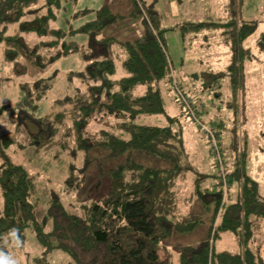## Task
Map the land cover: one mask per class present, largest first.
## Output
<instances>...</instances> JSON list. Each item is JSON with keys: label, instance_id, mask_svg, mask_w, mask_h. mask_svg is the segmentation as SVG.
I'll return each mask as SVG.
<instances>
[{"label": "trees", "instance_id": "16d2710c", "mask_svg": "<svg viewBox=\"0 0 264 264\" xmlns=\"http://www.w3.org/2000/svg\"><path fill=\"white\" fill-rule=\"evenodd\" d=\"M75 1L0 0V45H4V57L13 64L15 74H24L30 67L47 69L59 59L76 54L85 63L82 69L69 71L72 91L55 99L50 112L35 118L39 129L28 133L22 147L56 148L74 158L81 152L86 156L104 153L117 163L99 167L110 180L105 194L79 207H70L54 196L40 218L39 204L32 200L34 176L11 159L7 151L15 139L7 131L0 132V257H7L9 243L32 225L45 247L35 257L38 264H51L48 253L53 249L65 251L78 264H264L261 243L256 239V231L264 225V197L259 194L256 179L246 172L244 146L241 158L237 154L241 144L236 129L231 141L236 150L229 149L227 161L220 130L215 132L202 124L208 133L210 153L214 147L221 152L220 162L214 154L210 156L219 177L222 170L228 176V167L233 166L230 174L240 184L236 199L226 200L223 190L218 189L221 181L212 187L210 175L188 162L182 131L173 126L177 117L166 105V91L178 108L195 116L196 105L202 101L196 102L181 83V91L176 88L178 79L165 39L168 29L162 27L163 16L156 4L132 0L134 11L130 14H142L144 32L134 40H119L102 35L125 18L108 5L77 27L56 25L59 14ZM241 2L227 0L224 21H192L178 26L184 36L188 32L198 35L210 27L223 28L230 63L218 71H202L206 87H213L226 76H231L235 93L244 85V64L252 57V49L245 42L258 24L254 19L239 17ZM90 11H76L73 17ZM77 35H86L87 41L78 42ZM257 44L264 54V30ZM53 80L48 76L20 84L24 97L19 105L36 108L37 101L52 88ZM181 94L187 101H180ZM9 107L0 105V114ZM147 116L158 121H146ZM209 119L216 128L224 123L215 115ZM66 183L67 189L82 184L73 165ZM102 183L96 180L90 190L100 192ZM188 187L191 191L183 197ZM179 197L197 204L200 210L178 216ZM206 217V237L196 244L180 246L176 259L165 241L174 235L193 233L205 224ZM219 231L232 232L239 250H217Z\"/></svg>", "mask_w": 264, "mask_h": 264}, {"label": "rangeland", "instance_id": "374dc122", "mask_svg": "<svg viewBox=\"0 0 264 264\" xmlns=\"http://www.w3.org/2000/svg\"><path fill=\"white\" fill-rule=\"evenodd\" d=\"M147 3H155L163 16L162 27L168 30L165 33L169 54L174 61L175 73L185 90L197 102V118L194 113H187L178 108L174 103L171 93L166 91V105L177 118L173 123L175 129H180L183 134L184 144L188 153L187 159L191 164L198 165L202 171L210 176V185L222 189L226 200L236 199L240 184L238 179L230 174L233 166L228 167V176L225 170L221 172L216 164H213L208 146V133L202 128V124H208L219 131L222 140V153L228 161L229 149L236 150L232 145L233 128L239 135L240 147L237 154L241 158V150L244 146V159L246 172L258 182L260 196L264 197V54L260 51L257 40L264 30V0H242L239 8V17L245 20H256L258 27L245 42L246 47L252 49V57L247 58L244 64V85L238 86L234 92L231 76L221 79L218 84L209 88L204 85L202 71L212 69L218 71L227 67L230 63V51L223 39V28H206L198 35L184 36L177 30L181 24L192 21H224L227 17L225 4L227 0H146ZM108 5L117 14L125 15L118 24L105 30L103 34L114 36L119 40H134L141 34L143 16H133L132 0H78L67 4V11L59 14L56 25L64 29L69 26L77 27L96 16V10ZM91 9L82 16L73 17L76 11ZM70 19V23L68 22ZM142 19V23L140 21ZM144 26V25H143ZM33 39V37H31ZM75 39L80 43L87 41L86 35H77ZM3 44L0 45V105L10 104L0 114V132L7 131L15 139L8 148L11 159L25 166L29 174L34 176L36 191L33 201L38 202V217H42L47 210L50 199L58 197L64 204L70 207H79L83 203H89L99 195L105 194L109 187V178L105 171L99 167L113 166L116 160L110 159L104 153H79L77 158L67 152L60 153L56 148L37 150L30 146L23 148V142L28 133L36 132L35 118L42 117L52 110L55 99L66 96L72 91L73 84L69 82L70 70L82 69L84 60L79 54L70 55L59 59L52 67L47 69L30 67L24 74H15L13 64L6 61L3 54ZM53 76V86L46 95L37 101L36 108L19 105L24 97V91L20 84L33 82L42 77ZM19 105V107H18ZM217 116L223 125L216 128L209 120L210 116ZM146 121H158L155 117L147 116ZM162 119V118H161ZM198 119L200 123H198ZM96 134V130L92 131ZM246 134V135H245ZM245 135V136H244ZM241 137V139H240ZM236 152V151H235ZM58 153H60L58 155ZM243 156V153H242ZM0 159V163H1ZM103 164V165H102ZM74 166L76 174L82 178V184L77 189H67L66 178ZM234 168V167H233ZM226 175L229 188L225 191L222 185V177ZM103 180V188L90 190L96 180ZM187 186H189L187 184ZM190 187L180 195L185 197ZM229 196V197H228ZM179 197L178 216L195 213L199 206L188 203ZM0 192V211L2 209ZM200 210V209H199ZM209 219L206 217L204 225H200L193 233L174 235L165 241L172 255L177 259L179 247L196 244L206 237ZM48 228V227H47ZM49 229V228H48ZM46 229V230H48ZM258 244L264 253V225L256 231ZM217 250L229 249L238 251L240 246L230 231H219L215 240ZM45 247L38 240L32 225L25 228L23 235L13 240L8 245L7 257H0V264H38L35 257L40 256ZM51 264H78L75 259L61 249H53L49 253Z\"/></svg>", "mask_w": 264, "mask_h": 264}, {"label": "built area", "instance_id": "2783aa9c", "mask_svg": "<svg viewBox=\"0 0 264 264\" xmlns=\"http://www.w3.org/2000/svg\"><path fill=\"white\" fill-rule=\"evenodd\" d=\"M176 88L179 90V91H181L180 90V85L176 82ZM182 95V97H181V102H183V101H187V98L186 97H184L183 96V94H181ZM192 112V111H191ZM193 113V112H192ZM212 153L214 154V156H215V158L216 159H221V152L217 149V148H215L214 147V149L212 150ZM219 162H220V160H219ZM223 171V170H222ZM222 185H223V188H224V190L226 191L227 190V188H228V185H229V183H228V179H227V177H226V175L224 174L223 175V177H222Z\"/></svg>", "mask_w": 264, "mask_h": 264}, {"label": "crops", "instance_id": "0c3cea01", "mask_svg": "<svg viewBox=\"0 0 264 264\" xmlns=\"http://www.w3.org/2000/svg\"><path fill=\"white\" fill-rule=\"evenodd\" d=\"M140 21H141V23H142V20L140 19ZM142 32L141 33H143L144 32V29H143V24H142V30H141ZM141 35V34H140ZM139 35V36H140ZM138 37V36H137ZM168 48V51H169V47H167ZM174 62V61H173Z\"/></svg>", "mask_w": 264, "mask_h": 264}]
</instances>
